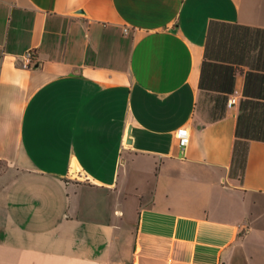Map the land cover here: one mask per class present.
Returning <instances> with one entry per match:
<instances>
[{
  "label": "crops",
  "instance_id": "0c3cea01",
  "mask_svg": "<svg viewBox=\"0 0 264 264\" xmlns=\"http://www.w3.org/2000/svg\"><path fill=\"white\" fill-rule=\"evenodd\" d=\"M0 264H264V0H0Z\"/></svg>",
  "mask_w": 264,
  "mask_h": 264
},
{
  "label": "built area",
  "instance_id": "2783aa9c",
  "mask_svg": "<svg viewBox=\"0 0 264 264\" xmlns=\"http://www.w3.org/2000/svg\"><path fill=\"white\" fill-rule=\"evenodd\" d=\"M128 27L125 29L128 32ZM36 62V53L34 49H28L21 58L20 64L22 67L31 68L35 66ZM238 98L237 95H233L229 99V105L232 106L233 104L237 103ZM178 135V142L182 149H186L191 142V128L188 125H184L180 127L177 131Z\"/></svg>",
  "mask_w": 264,
  "mask_h": 264
}]
</instances>
